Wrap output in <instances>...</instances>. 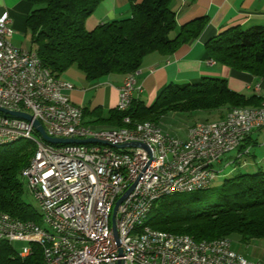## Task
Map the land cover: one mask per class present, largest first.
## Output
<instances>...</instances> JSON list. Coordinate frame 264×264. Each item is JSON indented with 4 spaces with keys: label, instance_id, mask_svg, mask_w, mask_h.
<instances>
[{
    "label": "trees",
    "instance_id": "trees-1",
    "mask_svg": "<svg viewBox=\"0 0 264 264\" xmlns=\"http://www.w3.org/2000/svg\"><path fill=\"white\" fill-rule=\"evenodd\" d=\"M25 1L33 6L24 23L31 48L42 66L56 77L70 66L80 70L87 81L108 74H128L139 68L147 53L171 54L196 38L205 25L204 18H196L176 28L171 0H141L130 4L128 17L87 30L85 20L100 0ZM204 49L215 63L264 78V25L225 28L208 39ZM260 100L256 95L230 90L224 78L203 76L191 84H167L150 106L134 97L125 111L115 107L101 116L98 108L90 111L85 107L82 117L86 125L99 121L118 128L142 121L157 124L169 111L221 110L222 118L233 107L257 106ZM86 113L93 118L84 120ZM124 117L129 118V124L123 123ZM14 142L0 146V211L39 224V214L23 200L19 179L34 149L7 148ZM252 165L255 167L225 177L218 186L162 197L150 212L147 225L197 241L229 239L232 234L243 242L264 238V167L256 162ZM31 250L20 259L15 244L0 241V264H41V248L31 244Z\"/></svg>",
    "mask_w": 264,
    "mask_h": 264
},
{
    "label": "built area",
    "instance_id": "built-area-1",
    "mask_svg": "<svg viewBox=\"0 0 264 264\" xmlns=\"http://www.w3.org/2000/svg\"><path fill=\"white\" fill-rule=\"evenodd\" d=\"M13 32L7 13H2L0 33H9L11 37ZM9 45L14 54H18V64L7 62L6 56L0 53V96L8 98V105L0 108L24 112L33 119L34 114H41L42 122L39 123L49 137L85 139L87 130L70 128V121H75V111L69 108L68 91L73 89V84L54 77L48 69H42L41 63L33 61L31 48L17 47L12 42ZM137 74L138 69L134 70V77L125 75L118 89L117 109L124 110L126 103H131L142 91L136 80ZM29 90H37L38 95L51 97V102H59L60 111H46V106L33 104ZM20 99H27V106H20ZM240 112H243V120L228 121V127L224 128L214 126L189 130L184 142H176L169 139V134L157 132L161 160H154L146 142L117 139L116 131L97 132V138L93 139L124 144V148L132 149V156L116 158L104 149L84 148V143L80 148H64V143L46 142L31 121L8 114L9 125H0V138L29 131L37 136L32 135L34 139H40L41 155L36 158L34 173L28 174L30 194L45 205L53 228L80 229V233L91 237L90 252L75 254L72 258H65V248L71 246V242L53 241V244H58V251L50 253L48 264H257L245 258L233 259L229 252L212 254L206 263H198L192 255L182 252V245L181 250L120 245V233L128 229V221L141 207H145L146 197L154 190L186 187L202 190L217 171L213 166V171L198 174V164L219 162L232 151L235 141L264 126V114L253 115V121H245L244 111ZM214 132H224V139H214ZM162 147L174 150L175 164H170V168H163ZM123 168L131 169L128 185L120 184ZM193 177H200L199 186H189V179ZM34 185H41V194H34ZM130 187L113 213V208L106 205V193L114 188H123L124 195ZM106 214H114L112 227H104ZM2 235H11L24 243L19 249L28 255L32 251L31 244L42 246V241L47 240L34 222L0 211V237ZM104 236H111V246H104Z\"/></svg>",
    "mask_w": 264,
    "mask_h": 264
},
{
    "label": "crops",
    "instance_id": "crops-1",
    "mask_svg": "<svg viewBox=\"0 0 264 264\" xmlns=\"http://www.w3.org/2000/svg\"><path fill=\"white\" fill-rule=\"evenodd\" d=\"M140 1L100 0L84 26L91 30L99 23L128 17L130 4ZM32 8V4L25 0H0V15L7 13L14 31L10 41L17 47L31 48L30 42L22 40V35L25 18ZM170 8L175 14L176 28L196 18L205 19L204 28L196 38L181 44L171 54L150 52L143 56L136 75L142 91L135 98L145 104V99L151 100L162 86L169 83L191 84L203 76H216L224 78L230 90L246 96L256 95L264 102V78H255L248 72L236 71L215 62L210 64L208 61L211 59L204 49V43L225 28L264 25V0H171ZM125 75L108 74L87 81L80 70L70 66L60 77L73 84L68 96L74 104L90 111L98 108L101 116H106L109 109L116 107L118 89ZM89 127L94 129L93 124ZM185 133L186 130L184 136ZM238 154L234 164L254 168L252 163L256 162V165L264 167V126L243 139L237 149Z\"/></svg>",
    "mask_w": 264,
    "mask_h": 264
},
{
    "label": "bare ground",
    "instance_id": "bare-ground-1",
    "mask_svg": "<svg viewBox=\"0 0 264 264\" xmlns=\"http://www.w3.org/2000/svg\"><path fill=\"white\" fill-rule=\"evenodd\" d=\"M0 53L6 56V61L11 64H18V54H14V50L10 41L9 33H0ZM32 49V48H31ZM33 61L35 63H41L39 58L32 49ZM210 63H214L210 60ZM42 66V64H41ZM42 69H47L42 66ZM56 77V76H54ZM127 77H134V71L127 74ZM29 97L33 104L38 106H46V111H60L59 102H51V97L40 96L37 90H29ZM8 105V98L0 96V107ZM20 106H27V99H20ZM130 103H126L124 110L129 108ZM69 108L75 111V121H70V128L76 130H87V138H97V132H112L116 131L117 139L120 140H138L149 144L152 151V157L154 160H161V149L159 148V137L157 132H162L159 127L150 121H142L134 123L132 126H122L118 128H110L105 130H95L83 123L82 107L69 101ZM245 113V121H253V115L264 114V102H261L257 106H240L229 109L222 118L213 121H200L193 123L187 128L189 130H204V128H224L228 127V121L243 120V112ZM34 119L42 122L41 114H34ZM204 122V123H203ZM123 123L129 124L128 117L123 118ZM0 125H9L8 114H0ZM262 127V126H261ZM251 133V132H250ZM248 134H244L243 139ZM21 138L32 140L36 143L34 153L28 162V164L20 171V176L25 179L26 189L30 193L31 180L28 174L34 173V164L36 158L41 155L40 139H34L29 131H22V133H15L10 138H0V146L17 141ZM66 139V138H64ZM81 139V138H74ZM169 139H175L176 142H184V138H178L169 135ZM214 139H224V132H214ZM243 139L235 141L233 143L232 150L238 149ZM102 142H84V148H96L104 149L113 154L116 158H128L132 156L131 148L120 147L118 142H108L105 139H96ZM82 147V143L70 142L64 143V148L76 149ZM240 154V153H239ZM239 154L236 158H238ZM163 168H170V164H175V154L171 147H162ZM213 171V163H201L198 164V174H205L206 172ZM216 177L211 178L209 182L202 186V189L209 187ZM131 180V169L123 168V172L120 177L121 185H128ZM200 177H193L189 179V186H199ZM199 188L186 187L185 189H170V190H154L149 197H146L145 207H141L140 211L136 212L132 218L128 221V229L120 233V245L135 247L140 249H165L170 247L171 250H181L185 255H192V259L198 263H206V260L211 259L212 254L228 253L233 259L243 258L232 250L230 241L228 238H219L211 241H197L191 236L184 234H172L166 231H159L150 228L144 219L149 216L153 207L156 205L162 197L174 194L189 193L198 191ZM34 194H41V185H34ZM123 195V188H114L113 191L106 193V205L109 208H113L116 202V198H120ZM37 199L36 197H34ZM39 204V211L37 213L40 217V223L35 227L38 231L43 232V236L47 240L42 241L41 248V264H48L50 253L58 251V244H53V241H65L71 242V246L65 248V258H72L75 254H81L90 252L91 249V237L87 233H80V229H66V228H53V223L48 219V210L45 205L37 199ZM30 222H33L29 220ZM114 223V214H106L104 217V227H112ZM146 228V230H144ZM148 230V231H147ZM0 241H5L9 244H15L16 238H12L11 235H2ZM104 246H111V236H104ZM16 255L20 259H24L28 256V252H23L17 247ZM257 264H260L257 262Z\"/></svg>",
    "mask_w": 264,
    "mask_h": 264
},
{
    "label": "rangeland",
    "instance_id": "rangeland-1",
    "mask_svg": "<svg viewBox=\"0 0 264 264\" xmlns=\"http://www.w3.org/2000/svg\"><path fill=\"white\" fill-rule=\"evenodd\" d=\"M22 40L27 41L29 43V32H24V34L22 35ZM164 86H162L159 91L153 95V98L151 100H144L145 106H150L156 100V97L158 96L159 92L164 88ZM220 112L221 110H212L210 112L169 111L163 114L158 119L156 125L164 133L178 138H184V131H187V128L190 125L200 121L217 120L219 119V115L221 116V114H224V111L222 113ZM85 116L86 118H84V120L89 121L91 118L90 114L86 113ZM92 124L94 125V129H109V125L103 122L100 123L99 121H96ZM92 124H88V126H91ZM32 135L37 137L35 134ZM7 148L35 149L36 143L32 140L21 138L18 141H15L14 143L8 145ZM236 156L237 149L226 153L219 162L213 164L214 169L217 171V173L215 179L211 184V187L218 186L222 182V180L227 176L247 171L245 167H239L237 164L231 162L232 160H236ZM262 163H264V161H262ZM19 179L23 184L24 202L33 207L36 211H39L38 201L34 198L32 194L27 191L25 179L22 176H19ZM148 219L149 216L144 219V222H147ZM229 241L232 250L235 251L237 254L241 255L243 258L247 259L248 261L259 262L260 264H264V238H254L247 242H243L240 240V237L237 234H232L229 236ZM22 245H24V243H22L21 241L15 242V246L17 247H21Z\"/></svg>",
    "mask_w": 264,
    "mask_h": 264
},
{
    "label": "water",
    "instance_id": "water-1",
    "mask_svg": "<svg viewBox=\"0 0 264 264\" xmlns=\"http://www.w3.org/2000/svg\"><path fill=\"white\" fill-rule=\"evenodd\" d=\"M0 112H3L4 114H10L13 115L15 117H19L22 119H25L27 121H31L32 125L34 127V129L40 134V136L48 143H70V142H76V143H84V142H102L103 141H99L93 138H87V139H74V138H53V137H49L48 135H46L43 127L41 126V124L39 123L38 120L33 119V117L27 113L24 112H20V111H8L6 109L0 108ZM134 144V143H133ZM126 145H120V147H124ZM131 189V187L125 192V194L120 197L116 202L115 205L113 207V213H115L116 207L117 205L120 203V201L123 199V197L129 192V190Z\"/></svg>",
    "mask_w": 264,
    "mask_h": 264
}]
</instances>
